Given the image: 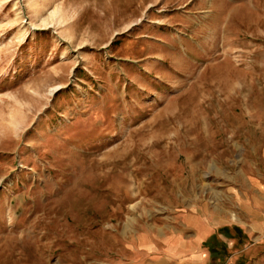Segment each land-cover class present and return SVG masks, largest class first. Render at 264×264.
<instances>
[{
    "label": "rangeland",
    "instance_id": "rangeland-1",
    "mask_svg": "<svg viewBox=\"0 0 264 264\" xmlns=\"http://www.w3.org/2000/svg\"><path fill=\"white\" fill-rule=\"evenodd\" d=\"M206 228L264 264V0H0V264Z\"/></svg>",
    "mask_w": 264,
    "mask_h": 264
},
{
    "label": "crops",
    "instance_id": "crops-1",
    "mask_svg": "<svg viewBox=\"0 0 264 264\" xmlns=\"http://www.w3.org/2000/svg\"><path fill=\"white\" fill-rule=\"evenodd\" d=\"M208 231L207 228L200 234L195 231L193 236L188 234L189 237L185 239L184 234L188 231L182 229L181 234L164 237L157 244L150 236L138 238L137 243L143 245L142 250L133 246L132 254L123 256V264H207L201 244ZM157 245H161V249Z\"/></svg>",
    "mask_w": 264,
    "mask_h": 264
}]
</instances>
